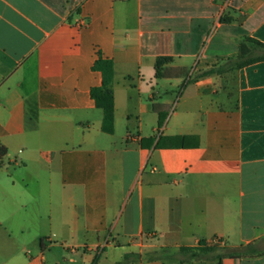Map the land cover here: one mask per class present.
<instances>
[{
    "label": "crops",
    "instance_id": "crops-1",
    "mask_svg": "<svg viewBox=\"0 0 264 264\" xmlns=\"http://www.w3.org/2000/svg\"><path fill=\"white\" fill-rule=\"evenodd\" d=\"M250 40L264 0H0V264H264ZM99 55L112 134L90 97Z\"/></svg>",
    "mask_w": 264,
    "mask_h": 264
},
{
    "label": "trees",
    "instance_id": "trees-1",
    "mask_svg": "<svg viewBox=\"0 0 264 264\" xmlns=\"http://www.w3.org/2000/svg\"><path fill=\"white\" fill-rule=\"evenodd\" d=\"M252 44L256 47L264 48V43H260L256 40H250ZM237 63L236 66H241L244 64H249L258 60L264 59L256 58L252 60H243V55L240 53L237 56ZM171 61L169 57H158L155 61V71H156V78L161 76L162 67L164 64H167ZM93 71H97L101 74V85L98 87H93L90 90V97L95 103L96 108L101 109L103 112V119H102V131L107 134H112L114 132V101H113V89L112 83L114 78V63L112 60L103 58L100 55L95 60L92 66ZM5 151L3 147H0V159L4 156ZM203 244V243H202ZM217 247L213 248H204L203 251H213ZM223 254H228L229 256H249L259 254L261 249L258 245H246L236 249H229L224 248ZM95 262V260H94Z\"/></svg>",
    "mask_w": 264,
    "mask_h": 264
},
{
    "label": "built area",
    "instance_id": "built-area-1",
    "mask_svg": "<svg viewBox=\"0 0 264 264\" xmlns=\"http://www.w3.org/2000/svg\"><path fill=\"white\" fill-rule=\"evenodd\" d=\"M21 155V151H18L16 153V157H19ZM15 162V161H14ZM210 244L212 245H222L223 242L219 239V238H213L211 241H210Z\"/></svg>",
    "mask_w": 264,
    "mask_h": 264
},
{
    "label": "rangeland",
    "instance_id": "rangeland-1",
    "mask_svg": "<svg viewBox=\"0 0 264 264\" xmlns=\"http://www.w3.org/2000/svg\"><path fill=\"white\" fill-rule=\"evenodd\" d=\"M235 63H236V62H235ZM222 248H223V247H222ZM222 248H220V251H221V252H222V250H223Z\"/></svg>",
    "mask_w": 264,
    "mask_h": 264
}]
</instances>
